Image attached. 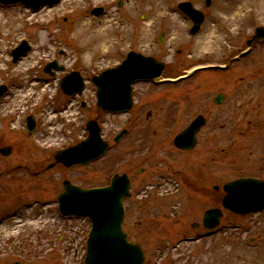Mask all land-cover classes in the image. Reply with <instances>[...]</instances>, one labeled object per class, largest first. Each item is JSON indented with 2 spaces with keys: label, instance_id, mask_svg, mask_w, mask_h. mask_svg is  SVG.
<instances>
[{
  "label": "rangeland",
  "instance_id": "rangeland-1",
  "mask_svg": "<svg viewBox=\"0 0 264 264\" xmlns=\"http://www.w3.org/2000/svg\"><path fill=\"white\" fill-rule=\"evenodd\" d=\"M122 1L118 15L117 6H108L110 13L103 17L90 11L113 0H62L34 14L22 5H0V85L9 88L0 105V147L13 149L10 157L0 156V217L9 219L0 223V264H83L90 224L62 220L53 202L65 180L89 189L108 185L115 174L132 178L139 195L127 203L125 230L142 245L144 264H264V212L242 217L223 210L214 235L187 240L205 230V211L222 209L224 185L240 178L264 180V41L239 63L232 61L264 26V0H210L209 8L207 0H195L206 17L195 37L189 36L187 18L168 17L179 2L193 0ZM133 16L137 29L131 42L132 31L119 23ZM160 31L171 35L159 45ZM22 41L31 50L14 64L11 53ZM129 47L150 55L172 49L161 79L175 82L136 85L133 110L104 114L91 79L114 66L120 49ZM53 61L64 72L45 73ZM227 64L228 73L206 70L177 81L196 68ZM71 71L86 83L76 98L59 87ZM219 94L225 100L216 105ZM30 115L38 121L31 136L25 129ZM199 115L207 125L196 148L177 150L174 138ZM98 116L103 138L113 146L100 160L56 167L38 177L17 169L47 166L56 152L87 138L86 123ZM124 130L130 134L116 144ZM200 175H211L212 197L195 187ZM47 198L49 206L33 205Z\"/></svg>",
  "mask_w": 264,
  "mask_h": 264
},
{
  "label": "water",
  "instance_id": "water-1",
  "mask_svg": "<svg viewBox=\"0 0 264 264\" xmlns=\"http://www.w3.org/2000/svg\"><path fill=\"white\" fill-rule=\"evenodd\" d=\"M0 2L2 4L24 3L39 9L45 5H56L60 0H0ZM207 6H210V1H207ZM180 8L194 21L195 26L191 34H196L204 22L203 14L193 9L189 3L181 4ZM262 39L264 40V27H259L248 45L251 46L253 42ZM29 50V46L24 42L13 52L14 62L19 61ZM53 68L63 70V68H57L56 64H52L46 71L50 72ZM163 70L164 65L155 59L146 58L134 52L130 53L120 66L92 78V83L97 88L98 108L107 113H127L133 105V84L137 81H155L162 76ZM61 88L66 94L76 96L82 94L85 82L79 73H72L62 80ZM6 90V87H0V98ZM223 101V95L215 98L216 104H221ZM205 125L206 120L202 116L196 118L187 129L177 135L174 140L175 147L183 151L193 150L197 145V134ZM33 126L30 119L28 129L30 132ZM87 130L89 137L86 140L58 152L55 155V163L47 169L53 168L56 164H63L69 168L86 165L100 158L106 152L108 145L102 139L98 120L89 121ZM121 137L122 135L116 140L118 141ZM0 153L8 156L11 149L5 148ZM129 189L130 180L126 175H115L111 184L104 188L82 189L69 181L64 182V191L58 195L61 214L68 217H87L92 223L84 264L144 263L145 254L141 245L131 243L123 229L124 201L131 196ZM223 190L226 193L223 200L224 209L237 215L264 211L263 180L243 178L226 184ZM222 217L221 209H210L204 215L203 224L207 229L217 228Z\"/></svg>",
  "mask_w": 264,
  "mask_h": 264
},
{
  "label": "flooded vegetation",
  "instance_id": "flooded-vegetation-1",
  "mask_svg": "<svg viewBox=\"0 0 264 264\" xmlns=\"http://www.w3.org/2000/svg\"><path fill=\"white\" fill-rule=\"evenodd\" d=\"M194 1L195 0H193V1H191V3L193 4V5H195L194 4ZM62 2V1H61ZM113 2H115L114 4H113ZM113 2L112 3H109V4H107L106 2L104 3L103 2V5H101V6H95V7H101L102 8V13H101V17H103V16H107V15H109V13H110V7H108V6H117V15L120 13V10H122V5H123V1L122 0H113ZM61 4V3H60ZM196 7V6H195ZM94 8V7H93ZM93 8H92V10L90 11V13H91V16H93L92 15V11H93ZM171 15H181L182 17H183V19L185 20L186 19V16L178 9V7L177 6H175V8L173 7V11H168V17H170ZM131 21H124V22H121V23H119L120 24V26L121 27H124V28H127L128 30H130V31H132V33H131V35H130V41L132 42V40L134 39V37H135V35H136V33H135V30L137 29V21H136V17L135 16H133L131 19H130ZM189 22H190V27H191V25H192V23H191V21L190 20H188ZM153 25H154V23H152ZM151 29V28H150ZM169 29V27H166L165 28V30H168ZM170 31V30H169ZM171 34L169 33V32H166V31H160V35H159V38H158V44L160 45L161 43H160V41L162 40V43H163V40L166 38V39H170V38H167L166 36H170ZM162 37V38H161ZM248 41V40H247ZM246 41V42H247ZM175 44V43H174ZM131 47V46H130ZM129 47V49H128V51L127 52H124V50L123 49H120V51H121V54H120V59L118 60V62L117 63H121L125 58H126V56H127V54H128V52H130V51H135V52H138V53H141V52H139V51H136V50H133V49H131ZM159 53H161V55H150V54H143V53H141V54H143V55H145V56H152V57H154V58H156L157 60H159V61H161V62H164V60H165V58L167 57V55H168V53L172 50V49H167V52L168 53H166V54H164L165 52H162L161 50V48H159ZM180 52H181V50H176V53L177 54H180ZM239 53L236 55V56H238V55H240L242 52H243V50L242 51H238ZM122 57V58H121ZM236 58V57H235ZM242 59H244V58H242ZM240 62V61H239ZM239 62H237V63H239ZM116 63V64H117ZM166 66H165V70H166ZM230 68H231V66H229V68L228 69H226V70H215V71H219V72H224V73H228L229 71H230ZM165 70H164V72H165ZM204 71H206V70H202V71H198V72H204ZM9 95V92L7 93V96ZM133 96H134V94H133ZM0 105H2V104H0ZM134 109V106H133V108H132V110ZM139 119V118H138ZM147 120L148 119H150V115L148 114V116H147V118H146ZM35 123H36V125H35V130H36V126H37V123H38V121L37 120H35ZM130 134V131L127 133V135H129ZM1 148V147H0ZM46 164H42V165H40V167H39V170L38 171H30L29 170V167H25V166H19V171L21 170V171H23V172H26V173H29V174H36V176L38 177V176H41V175H45V173H48V171H45V166ZM43 166H45V167H43ZM61 166V165H60ZM60 166H57V167H60ZM61 167H63V166H61ZM67 169V168H66ZM144 172V170L142 169V170H140V173H143ZM213 175H215V173L213 174ZM209 177L211 178V175H209ZM207 179L205 176H198V179L194 182V185H195V187H197L198 188V190L200 191V190H202L204 193H205V195H210V197H212V194L210 193V190H211V188H210V185H211V179ZM1 179V178H0ZM130 180H131V197L128 199V200H126L125 201V213H127V203H129V202H133V200L134 199H136L137 197H139V195L137 194V192H136V190H135V186H133V180H132V178H130ZM62 185H63V183H62ZM132 186H133V189H132ZM105 187V186H104ZM212 189L215 191V192H217L215 189H214V187H212ZM210 193V194H209ZM200 195V194H199ZM57 196V195H56ZM41 200H43L44 201V203H41ZM48 200V201H47ZM42 204V205H44V206H49L51 203H52V201H49V199L47 198V199H37V201L35 202V204H33V205H36V204ZM54 205L56 206V204H57V200L55 201L54 200ZM43 206V207H44ZM14 217H16V215H13V216H11V217H9L10 219L11 218H14ZM1 219V221H0V223H7L8 224V221H9V219L8 218H6L5 216H1L0 217ZM69 220V219H68ZM17 222V221H16ZM125 223H126V218H125ZM125 223H124V228H125ZM9 224H13V221L12 222H9ZM12 228H13V226H17V225H10ZM200 227V226H199ZM199 227H196V228H199ZM203 233H205V234H208V233H210V231H208V230H204V231H202L201 233H200V235L201 234H203ZM128 235H129V233H128ZM129 238H130V235H129ZM198 241H201V240H198Z\"/></svg>",
  "mask_w": 264,
  "mask_h": 264
},
{
  "label": "bare ground",
  "instance_id": "bare-ground-1",
  "mask_svg": "<svg viewBox=\"0 0 264 264\" xmlns=\"http://www.w3.org/2000/svg\"><path fill=\"white\" fill-rule=\"evenodd\" d=\"M33 16H35V15H33ZM36 86H37V85H35V84H34V85H32V87H33V88H34V87H36ZM46 88H48V87H46ZM45 90H46V89H45Z\"/></svg>",
  "mask_w": 264,
  "mask_h": 264
}]
</instances>
